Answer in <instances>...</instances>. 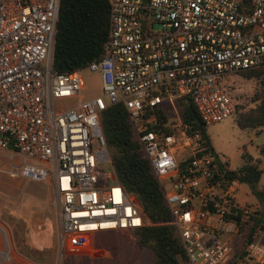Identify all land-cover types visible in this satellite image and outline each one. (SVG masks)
Returning <instances> with one entry per match:
<instances>
[{"label":"built area","instance_id":"2783aa9c","mask_svg":"<svg viewBox=\"0 0 264 264\" xmlns=\"http://www.w3.org/2000/svg\"><path fill=\"white\" fill-rule=\"evenodd\" d=\"M107 1L102 55L58 70L60 0H0V152L9 161L0 170L50 185L59 247L140 227L100 123L102 109L121 102L188 264H264V213L238 201L228 159L182 121L177 100L187 98L204 126L233 113L228 75L264 66V0ZM84 71L99 84L88 97Z\"/></svg>","mask_w":264,"mask_h":264},{"label":"trees","instance_id":"16d2710c","mask_svg":"<svg viewBox=\"0 0 264 264\" xmlns=\"http://www.w3.org/2000/svg\"><path fill=\"white\" fill-rule=\"evenodd\" d=\"M107 0H60L53 49V65L58 70L81 68L103 53L102 44L107 36ZM244 76H260L264 66L239 70ZM180 115L189 128H198L212 149L205 126L201 123L192 103L179 97ZM234 112V111H233ZM164 118L166 114L160 113ZM241 129L258 131L264 125V90L256 107L241 112L235 120ZM101 129L116 179L133 196L143 215L144 224L133 229V240L141 248L150 250L148 264H180L186 259L183 247L163 198L151 165L134 135L128 113L121 102L108 104L100 113ZM259 160L243 156L237 167L227 170L231 177L251 187L258 180L262 168ZM255 224V223H254ZM252 225L243 235L249 240L255 229Z\"/></svg>","mask_w":264,"mask_h":264},{"label":"rangeland","instance_id":"374dc122","mask_svg":"<svg viewBox=\"0 0 264 264\" xmlns=\"http://www.w3.org/2000/svg\"><path fill=\"white\" fill-rule=\"evenodd\" d=\"M82 97L99 92L98 80L86 71ZM227 90L235 101L234 112L213 123L206 124L205 131L214 152L226 157L231 167H237L243 156L259 160L261 174L254 186L239 182L236 196L254 211L264 213V125L258 131L241 129L235 120L239 114L256 107L264 90V73L246 77L241 72L230 73ZM93 147L98 145L93 142ZM14 161L17 157L14 156ZM9 161L0 152V169H6ZM101 170L110 172L111 166L101 163ZM113 181L108 177L106 182ZM0 224L19 247L28 249L43 264H148L152 259L150 250L139 247L133 240L132 230L115 231L112 235L96 234L85 245L72 247L63 243L59 247L53 237L55 230L52 190L46 181L25 180L9 176L0 170ZM245 230V229H244ZM110 231V230H108ZM102 233V232H97ZM105 248V249H104ZM39 249H47L41 252ZM35 254V255H34ZM180 264H188L186 259Z\"/></svg>","mask_w":264,"mask_h":264},{"label":"crops","instance_id":"0c3cea01","mask_svg":"<svg viewBox=\"0 0 264 264\" xmlns=\"http://www.w3.org/2000/svg\"><path fill=\"white\" fill-rule=\"evenodd\" d=\"M108 230L95 231L90 235L89 239L95 236L96 234L104 235V233H110L112 235L115 231L126 233V230L124 229H108ZM11 232L12 231H3L2 226L0 224V264H43L40 260H38L39 258L34 259L35 257L33 256V254L30 253L28 249H25L23 246L22 247L17 246V244L14 242V239L11 236ZM97 232H102V233H97ZM53 237H55L56 239V229L53 231ZM39 250L42 253L47 252V249L46 250L39 249Z\"/></svg>","mask_w":264,"mask_h":264}]
</instances>
